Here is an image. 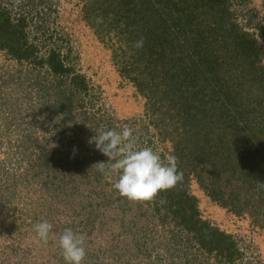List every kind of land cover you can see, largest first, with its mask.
Returning <instances> with one entry per match:
<instances>
[{"label": "rangeland", "instance_id": "1", "mask_svg": "<svg viewBox=\"0 0 264 264\" xmlns=\"http://www.w3.org/2000/svg\"><path fill=\"white\" fill-rule=\"evenodd\" d=\"M227 2L237 26L256 40L258 68L264 71V0ZM0 7L12 17L16 11L26 15L24 33L36 48V60L55 50L90 87L87 94H77L69 76L56 78L45 63L28 65L0 48V264H65L58 245L65 228L86 236L83 264H221L174 223L162 225L154 202L128 201L112 187L118 176L98 171L96 164L107 166L108 157L88 141L105 130L131 127L137 147H151L165 162L172 145L149 125L146 100L118 74L110 49L83 20L81 4L0 0ZM233 69L225 76L232 89L247 81L237 79ZM247 78L243 95L260 98L250 86L255 81ZM61 80L68 86L69 104L59 101ZM93 116L95 129L86 119ZM197 174L209 181L210 166L195 167L184 187L197 199L200 219L234 238L243 254L240 264H264L261 219L245 209L234 214L221 207L197 184ZM234 185L224 184L226 193ZM238 197L244 200L247 192L240 189ZM45 220L53 225L54 238L42 246L34 226Z\"/></svg>", "mask_w": 264, "mask_h": 264}, {"label": "trees", "instance_id": "2", "mask_svg": "<svg viewBox=\"0 0 264 264\" xmlns=\"http://www.w3.org/2000/svg\"><path fill=\"white\" fill-rule=\"evenodd\" d=\"M77 1L83 20L110 49L118 74L146 100L149 125L159 129L162 141L169 139L168 154L178 158L183 181L152 201L159 222L180 227L221 264H240L243 254L234 238L200 219L197 199L184 187L189 172L207 164L212 178L196 176L207 195L234 214L254 212L264 226V189L257 187L264 182V71L258 68L256 40L237 26L227 0ZM16 13L14 19L0 7V48L16 61L45 63L56 78L69 76L77 94H87L86 78L67 68L55 50L36 60L24 33L28 18ZM98 17L103 23H96ZM141 37L144 45L137 49ZM232 69L237 79L251 77L255 82L248 83L261 97L243 95L247 81L232 89L225 79ZM67 88L61 80L63 105L71 100ZM86 119L95 129V116ZM227 183L236 186L228 193ZM240 189L247 199H239Z\"/></svg>", "mask_w": 264, "mask_h": 264}, {"label": "clouds", "instance_id": "3", "mask_svg": "<svg viewBox=\"0 0 264 264\" xmlns=\"http://www.w3.org/2000/svg\"><path fill=\"white\" fill-rule=\"evenodd\" d=\"M16 3L19 4L20 0ZM96 23H103V18L98 17ZM143 45V37L134 43L137 49ZM88 142L94 143L96 149L108 157L107 166L105 162L96 164L98 171L107 177L117 175L118 179L112 187L130 202L153 201L160 192L171 190L183 181V172L178 171V158L168 155L165 162L151 147L138 148L133 129L127 125L119 132L105 130ZM257 187L264 189V182H258ZM52 228L47 220L35 224L36 242L47 246L54 238ZM85 240L84 234L71 228L64 229L59 235L58 245L65 264H83L86 258Z\"/></svg>", "mask_w": 264, "mask_h": 264}]
</instances>
